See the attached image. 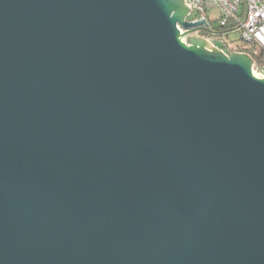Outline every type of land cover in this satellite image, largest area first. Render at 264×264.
I'll return each instance as SVG.
<instances>
[{
  "label": "water",
  "instance_id": "obj_1",
  "mask_svg": "<svg viewBox=\"0 0 264 264\" xmlns=\"http://www.w3.org/2000/svg\"><path fill=\"white\" fill-rule=\"evenodd\" d=\"M185 0H0V264H264V75Z\"/></svg>",
  "mask_w": 264,
  "mask_h": 264
},
{
  "label": "built area",
  "instance_id": "obj_2",
  "mask_svg": "<svg viewBox=\"0 0 264 264\" xmlns=\"http://www.w3.org/2000/svg\"><path fill=\"white\" fill-rule=\"evenodd\" d=\"M191 7L189 21H206L210 27L209 15L221 25L236 22L243 41L256 43L264 48V0H185ZM264 75V74H263Z\"/></svg>",
  "mask_w": 264,
  "mask_h": 264
},
{
  "label": "trees",
  "instance_id": "obj_3",
  "mask_svg": "<svg viewBox=\"0 0 264 264\" xmlns=\"http://www.w3.org/2000/svg\"><path fill=\"white\" fill-rule=\"evenodd\" d=\"M209 28L196 29L200 36L208 37L216 46L224 50L226 53L233 51L246 52L255 60V69L264 74V48L260 47L256 43H248L243 40L237 42L235 40L229 41V34L232 31H238V25L236 22H228L226 25H221L218 19L209 15ZM242 39V38H241Z\"/></svg>",
  "mask_w": 264,
  "mask_h": 264
},
{
  "label": "rangeland",
  "instance_id": "obj_4",
  "mask_svg": "<svg viewBox=\"0 0 264 264\" xmlns=\"http://www.w3.org/2000/svg\"><path fill=\"white\" fill-rule=\"evenodd\" d=\"M211 15H215V11H213V12H211ZM229 41H233V40H235V41H237V42H242L241 40V34H240V32L239 31H232L230 34H229ZM256 72L258 73V74H263V73H261V72H259V71H257L256 70Z\"/></svg>",
  "mask_w": 264,
  "mask_h": 264
},
{
  "label": "bare ground",
  "instance_id": "obj_5",
  "mask_svg": "<svg viewBox=\"0 0 264 264\" xmlns=\"http://www.w3.org/2000/svg\"><path fill=\"white\" fill-rule=\"evenodd\" d=\"M255 69V68H254ZM256 70V69H255Z\"/></svg>",
  "mask_w": 264,
  "mask_h": 264
}]
</instances>
